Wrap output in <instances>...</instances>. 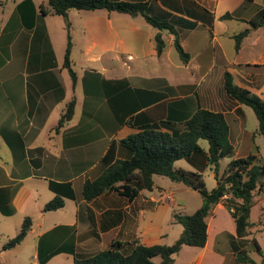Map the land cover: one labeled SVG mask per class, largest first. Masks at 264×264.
I'll return each mask as SVG.
<instances>
[{"label":"crops","instance_id":"1","mask_svg":"<svg viewBox=\"0 0 264 264\" xmlns=\"http://www.w3.org/2000/svg\"><path fill=\"white\" fill-rule=\"evenodd\" d=\"M129 1L148 2L151 15L172 23L187 62L174 48V35L154 28L141 15L70 10L73 85L62 66L64 18L42 14L46 0H0V216L15 217L9 229L3 223L8 219L0 217V264H73L74 255L88 256L113 242L136 239L146 245L168 244L169 229L177 224L173 212L181 213L178 209L186 205L154 180L151 190L141 189L132 199L114 190L91 200L82 195L85 179L103 171L101 159L111 143L113 159L128 156L120 140L138 130L131 125L179 122L201 106L223 113L233 138V158L242 157L237 154L242 142H254L257 129L247 135L243 128L248 106L226 93L224 74L229 72L238 86L264 100V28L252 27L238 50L233 39L248 27L262 0ZM227 12L232 16L222 19ZM157 32L164 40L160 54L155 48ZM72 98V118L55 131ZM182 160L184 169L197 171L204 157L193 164ZM56 193L63 196L64 205L45 211V203ZM257 201L258 224L264 223L263 190L254 196L250 233L241 239L227 208L221 201L215 204L206 218L204 246L183 245L178 253L184 258L173 264H237L233 244L249 248L255 264H264V255L250 247L254 239L264 253V244L255 237L260 230L251 220ZM201 203L200 194L192 211ZM25 218L30 226L24 238L3 250Z\"/></svg>","mask_w":264,"mask_h":264},{"label":"trees","instance_id":"2","mask_svg":"<svg viewBox=\"0 0 264 264\" xmlns=\"http://www.w3.org/2000/svg\"><path fill=\"white\" fill-rule=\"evenodd\" d=\"M105 9L125 13L131 16L141 15L147 23L158 30H166L174 35L173 45L181 60L186 63L188 55L184 52L179 35L168 20L156 18L148 10L146 1L129 0H46L40 6L42 14L62 16L67 30V42L64 52L63 68L67 69L72 84L76 74L71 66V36L68 12L70 10ZM230 13L221 16L230 18ZM248 27L233 35L234 47H240L241 41L252 27L264 28V0L262 7L247 21ZM157 54L164 47L160 32L154 37ZM224 89L238 103L250 107L258 121L256 132L264 140V100L250 90L238 86L229 72L224 74ZM75 100L72 98L61 112L54 127L58 131L73 115ZM136 126L138 130L120 140L121 146L128 152L124 159L114 158V143H111L101 162L103 171L94 179H85L82 185V195L85 200H91L107 190H114L128 199L135 197L141 189L153 188V175L168 177L175 182L195 189L202 195L201 205L190 214L173 212V221L182 226L178 238L172 244L157 243L146 245L140 239L132 243L113 242L109 248L100 250L88 256H73V264H172L174 255L183 245L202 247L206 241V218L218 202L227 208L235 223V234L238 238L247 236L251 223L250 209L256 192L264 190V163L258 155L250 153L246 156L231 158L222 172H219V160L234 155L233 138L230 135L222 112L211 111L198 106L186 119L179 122L165 121L163 125L156 122ZM164 128V129H162ZM255 134H253L254 139ZM207 142L206 149L199 141ZM257 151V147H255ZM204 157L197 166V171L186 170L175 166V162L185 159L190 163ZM193 164V163H192ZM209 166L216 180V185L207 190L202 175V168ZM73 196V191L70 192ZM64 205L60 193L44 205V210H56ZM1 208V207H0ZM30 226V219L23 220L20 231L9 238L2 249L15 247L24 238ZM126 245V247H124ZM251 248L260 252L257 242L252 239ZM237 264H255L249 256V248H237L233 244Z\"/></svg>","mask_w":264,"mask_h":264},{"label":"rangeland","instance_id":"3","mask_svg":"<svg viewBox=\"0 0 264 264\" xmlns=\"http://www.w3.org/2000/svg\"><path fill=\"white\" fill-rule=\"evenodd\" d=\"M246 111H247L246 112L247 116H246V121H245V125L243 126V128H244V130L247 131V135H250V133L252 131H255L257 129V119H256L251 108L247 107ZM246 138H248V136ZM199 143L203 147L207 146V142L205 140H200ZM255 146L257 147L258 157L260 158L261 162L264 163V140H263V137L261 136V134H259L257 132H255L254 142L252 143V141L249 138L246 140L245 143L242 142L240 147L237 149V154L240 156H243V155H246L249 151L252 153H256V150L254 148ZM231 158H233V156L232 157L226 156V157H223L219 160V172L223 171L224 167L230 161ZM175 165L181 166L183 168L187 167V164L182 159L177 160L175 162ZM203 179H204L205 187L207 190H211L212 188L215 187L216 182H215V179L213 176V172L210 170V168L208 166H207V169L203 172ZM153 180H154L155 184H157V185H159L165 189H168L170 192H173V196L176 197L179 200V202H182L183 204L186 205V209H180V208L178 209V207L176 206L175 210L178 209V211H180L182 214H190L193 212L192 211L193 209H191V208H192V206H194L195 202L198 200L200 194L194 193L191 188H186V186H184L183 183L172 181L168 177H165V176L154 175ZM179 187H181L182 189H186V190H179L180 189ZM169 194H171V193H169ZM260 202L261 201H257L254 204L252 211H251V220L256 225L255 228H259V230H260L257 233H255V237L258 239L260 244L263 245L264 240L262 239V237L264 236V229H263L264 223L258 224V220H259L260 214H261ZM182 203H180V204L182 205ZM0 217H3V216H0ZM3 218L8 219L5 217H3ZM14 218L3 221V223L8 226V229L13 227L12 221H15ZM6 221H7V223H6ZM173 227L174 228L169 229L168 238L165 239V242H168V244H172L178 238V236L180 234L179 232L182 230L181 225L178 223L174 224ZM175 231H176V233H175ZM256 255L261 256V255H264V253L262 251L259 253L256 252ZM182 258H184V255L182 254V252H180V253H177L174 255L173 261L179 262V260H181ZM174 262H172V264Z\"/></svg>","mask_w":264,"mask_h":264},{"label":"built area","instance_id":"4","mask_svg":"<svg viewBox=\"0 0 264 264\" xmlns=\"http://www.w3.org/2000/svg\"><path fill=\"white\" fill-rule=\"evenodd\" d=\"M166 200H170L171 199V196L170 195H165L164 197ZM262 208L264 209V205H262Z\"/></svg>","mask_w":264,"mask_h":264}]
</instances>
